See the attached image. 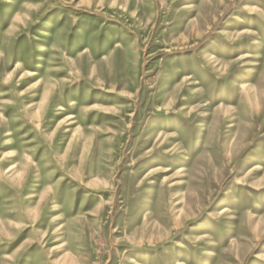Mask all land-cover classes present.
Segmentation results:
<instances>
[{
  "label": "rangeland",
  "instance_id": "rangeland-1",
  "mask_svg": "<svg viewBox=\"0 0 264 264\" xmlns=\"http://www.w3.org/2000/svg\"><path fill=\"white\" fill-rule=\"evenodd\" d=\"M0 264H264V0H0Z\"/></svg>",
  "mask_w": 264,
  "mask_h": 264
}]
</instances>
